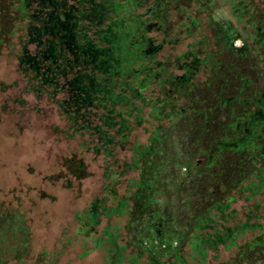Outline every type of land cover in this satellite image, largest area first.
<instances>
[{"label": "trees", "instance_id": "obj_1", "mask_svg": "<svg viewBox=\"0 0 264 264\" xmlns=\"http://www.w3.org/2000/svg\"><path fill=\"white\" fill-rule=\"evenodd\" d=\"M2 5L16 24L25 92L58 110L80 158L90 152L105 161L102 197L77 216L79 234L95 236L99 216L113 214L124 217L128 240L119 246V234L108 226L103 232L119 250L135 249L128 264H138L140 256L147 264H191L187 245L200 252L198 264H205L207 248L216 252L219 246L234 250L230 264H264V0ZM209 88L218 132L197 146L194 160L166 158V133L188 113L184 99L194 93L196 100ZM141 127L144 142L133 138ZM171 163L178 186L195 170L207 171V189L180 198L167 193L162 170ZM83 170L81 160L70 171L80 176ZM128 170L135 175L125 178ZM19 218L14 211L7 216L6 228L13 229L0 249L11 253L27 243Z\"/></svg>", "mask_w": 264, "mask_h": 264}, {"label": "rangeland", "instance_id": "obj_2", "mask_svg": "<svg viewBox=\"0 0 264 264\" xmlns=\"http://www.w3.org/2000/svg\"><path fill=\"white\" fill-rule=\"evenodd\" d=\"M2 1L0 0V230L6 228L8 222L5 221L10 212H19L17 224L19 227L24 226L27 243L11 253L7 251L8 248H1L3 254L0 256V264H128L129 256H135V249L129 246L119 250L116 247L128 240L124 217L100 215L95 236L78 233L77 216L85 212L91 202L102 197L105 161L101 155L94 156L90 152H84L81 159L77 153L78 141L68 137L67 133L71 131L66 128L67 123L58 114V110L44 99H37L33 94L25 92L26 83L17 70L16 24L9 21L7 8L2 5ZM240 42L236 40L234 44L239 46ZM183 48L182 41L175 49L177 51ZM230 85L229 80L228 90ZM190 96L191 100L184 99L188 108L187 116L166 133L171 146L166 158L179 156L194 160L197 146L207 144L212 138L211 134L218 132L217 124L212 123L217 118V110L210 97L211 89H206L204 95L199 94L196 100L194 93ZM154 125H150L149 132ZM162 125L166 127L168 124L164 122ZM146 135L141 127L133 138L144 142ZM81 160L84 170L80 176H76L70 170ZM216 167H222V164ZM184 172L181 169V173ZM195 172V177L189 181L183 180L178 186V182L173 179L174 167L172 163L168 165L162 170L163 177L167 180L166 192L179 198L195 195L196 190L204 192L208 187L207 181L211 179L210 174L201 169ZM134 175L135 172L128 170L124 177L131 178ZM119 190L123 192L124 184ZM98 204L99 211L103 212V207ZM106 226L108 232L119 234L116 245L103 232ZM12 229L13 227L8 226L4 234L0 231V246L5 245L2 239L10 237L9 230ZM247 239L248 235L243 236L240 242L244 243ZM205 248L206 246L201 247ZM186 251L187 257L191 256V264H198V261L203 260L200 252L193 246L187 245ZM233 254V249H224L223 246H219L216 252L207 248L205 264H230L227 260ZM136 259L138 264H147L145 256ZM250 264L263 263L259 261Z\"/></svg>", "mask_w": 264, "mask_h": 264}]
</instances>
